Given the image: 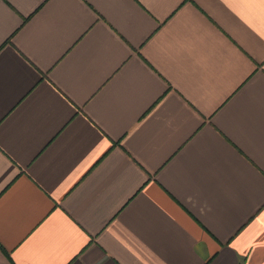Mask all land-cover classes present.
<instances>
[{"label":"crops","instance_id":"crops-1","mask_svg":"<svg viewBox=\"0 0 264 264\" xmlns=\"http://www.w3.org/2000/svg\"><path fill=\"white\" fill-rule=\"evenodd\" d=\"M0 264H264V0H0Z\"/></svg>","mask_w":264,"mask_h":264}]
</instances>
